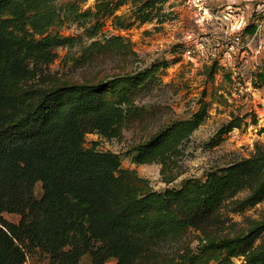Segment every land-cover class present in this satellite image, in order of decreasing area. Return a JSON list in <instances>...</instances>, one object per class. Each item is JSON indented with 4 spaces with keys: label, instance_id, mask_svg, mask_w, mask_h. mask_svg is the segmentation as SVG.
<instances>
[{
    "label": "rangeland",
    "instance_id": "obj_1",
    "mask_svg": "<svg viewBox=\"0 0 264 264\" xmlns=\"http://www.w3.org/2000/svg\"><path fill=\"white\" fill-rule=\"evenodd\" d=\"M237 3L0 0L4 35L27 63L22 106L62 84L98 83L103 109L80 140L117 159L107 205L147 221L131 235L134 264H242L250 254L227 256L217 242L245 233L258 248L264 241V197L239 204L264 189V171L244 163L256 144L264 154V0ZM48 35L58 40L43 45ZM211 202V222L185 219L182 207ZM23 246L27 264H57Z\"/></svg>",
    "mask_w": 264,
    "mask_h": 264
},
{
    "label": "trees",
    "instance_id": "obj_2",
    "mask_svg": "<svg viewBox=\"0 0 264 264\" xmlns=\"http://www.w3.org/2000/svg\"><path fill=\"white\" fill-rule=\"evenodd\" d=\"M57 40L48 35L41 42ZM25 60L21 47L6 39L0 22V264H23L25 244L44 250L57 264H78L86 253L91 264H104L110 257L114 264H134L131 235L147 221L139 213L107 205L117 159L109 151L84 148L80 140L103 109L98 83L62 84L25 107L18 86ZM228 125L238 123L232 118ZM244 163L254 174L264 171L258 144ZM37 181L39 198L34 194ZM263 197L264 189H255L239 204ZM211 204H190L182 212L200 227L211 222ZM3 212L20 218L11 222ZM217 243L225 245L227 256L250 254L242 264H264V241L254 246L250 233Z\"/></svg>",
    "mask_w": 264,
    "mask_h": 264
},
{
    "label": "built area",
    "instance_id": "obj_3",
    "mask_svg": "<svg viewBox=\"0 0 264 264\" xmlns=\"http://www.w3.org/2000/svg\"><path fill=\"white\" fill-rule=\"evenodd\" d=\"M217 1L225 2L224 6H226L227 8H231L233 5L238 4V3H237V0H217ZM260 30H261V27L257 25V26L254 28V31H255V32L253 33L252 38H253V37L258 33V31H260ZM261 46H262V43L259 42L258 45H257L258 48H257L256 51H258V49L261 48ZM23 264H27V259L24 260ZM31 264H45V263H43L42 260H37V261H35V262L31 263Z\"/></svg>",
    "mask_w": 264,
    "mask_h": 264
}]
</instances>
